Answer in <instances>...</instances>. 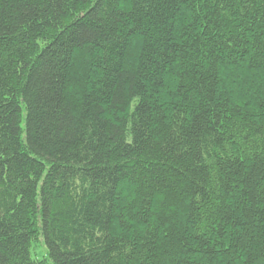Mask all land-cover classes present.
Returning a JSON list of instances; mask_svg holds the SVG:
<instances>
[{"label":"trees","instance_id":"trees-1","mask_svg":"<svg viewBox=\"0 0 264 264\" xmlns=\"http://www.w3.org/2000/svg\"><path fill=\"white\" fill-rule=\"evenodd\" d=\"M0 264H264V0H0Z\"/></svg>","mask_w":264,"mask_h":264},{"label":"rangeland","instance_id":"rangeland-1","mask_svg":"<svg viewBox=\"0 0 264 264\" xmlns=\"http://www.w3.org/2000/svg\"><path fill=\"white\" fill-rule=\"evenodd\" d=\"M31 252L33 257L42 258L46 256L47 249L46 246L43 244L42 240H40L37 243L33 244Z\"/></svg>","mask_w":264,"mask_h":264}]
</instances>
